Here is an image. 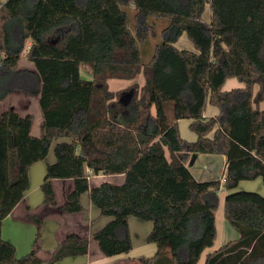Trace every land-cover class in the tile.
I'll list each match as a JSON object with an SVG mask.
<instances>
[{"label": "trees", "instance_id": "16d2710c", "mask_svg": "<svg viewBox=\"0 0 264 264\" xmlns=\"http://www.w3.org/2000/svg\"><path fill=\"white\" fill-rule=\"evenodd\" d=\"M207 4L210 22L203 20ZM157 18L166 24L146 64L142 47L157 35ZM183 34L196 51L175 45ZM29 39L27 57L37 74L19 70ZM82 62L93 64L91 80L82 78ZM142 71V87L109 89V78L134 79ZM229 77L245 88L223 90ZM14 89L40 93L44 121L41 136H34L32 114L12 107L0 112V264L45 262L38 218L30 217L36 238L21 257L1 231L25 195L30 167L45 159L57 136L71 142L58 143L57 162L47 165L45 202L57 203L53 178L75 181L62 207L68 212L83 210L81 195L89 191L101 213L114 217L94 234L106 256L133 247L131 215L154 224L147 240L159 252L148 264H197L213 246L220 181L196 180L185 164L190 152L226 154L228 189L242 180L264 181V0H0V99ZM94 101L106 114L96 126L89 120ZM208 103L220 109L218 116H203ZM181 118L193 119L196 141L181 136ZM86 166L94 174L123 173L125 180L91 188ZM225 218L240 238L209 253L205 264H264V196L229 193ZM88 248V238L71 235L46 261L56 264Z\"/></svg>", "mask_w": 264, "mask_h": 264}, {"label": "crops", "instance_id": "0c3cea01", "mask_svg": "<svg viewBox=\"0 0 264 264\" xmlns=\"http://www.w3.org/2000/svg\"><path fill=\"white\" fill-rule=\"evenodd\" d=\"M203 20L211 21L212 11L211 5L207 6ZM208 11L206 19L204 18ZM209 19V20H208ZM184 35V34H183ZM182 35V36H183ZM186 35V34H185ZM179 38V40L182 38ZM179 40L175 43H179ZM155 42V40H153ZM32 44L29 39L26 42L25 50L19 60V70H27L30 73H38L35 63L28 59L27 52ZM179 47L180 49L195 50L193 48ZM143 46V45H142ZM182 46V45H181ZM151 42L142 47L143 62L149 63L154 53V47L151 48ZM151 48V49H150ZM80 73L83 79L91 80L93 78V64L90 62H82L80 64ZM146 82V75L142 71L134 79L109 78L108 86L113 92L127 90L133 85L142 87ZM246 84L237 77H229L224 83L223 90L229 91L235 88H245ZM30 87V86H28ZM259 90V85L254 88V96ZM6 103L3 107V104ZM93 111L90 114V124L97 125L106 117L101 108L94 101L92 102ZM14 108L21 116L32 114L34 119L31 126V134L41 136L42 122L44 121V113L40 105V93H31L21 89H14L6 97L0 99V108ZM260 109H264V100L260 101ZM1 112V111H0ZM155 112V108L153 109ZM169 116L174 120L172 108L170 107ZM220 114V109L208 103L203 112L206 119L216 117ZM193 119L181 118L177 121L181 136L187 141L194 142L198 139L197 133L191 130L190 125ZM216 129V128H215ZM215 129L209 133L212 138ZM68 141L71 138L57 136L53 139L49 152L45 159L35 162L29 169V186L25 191L23 199L14 207L12 212L3 220L2 237L11 242L16 249V255L21 257L34 246L37 233L35 221L30 217H36L41 221V240L42 250L40 255L45 259L42 264H50L46 260L49 253L52 252L58 244L68 239L71 235L78 238H88L89 248L85 255L66 256L60 259L56 264H148L159 252V245L156 242H148L147 237L153 229L152 221L141 220L138 217L129 216L128 223L131 233L133 247L131 250L113 256H106L102 253L98 241L94 238V234L102 229L107 223L114 219L111 215H103L101 210L92 202L89 191L82 193L81 204L83 210L79 212H68L62 207L66 204L69 195L75 188L73 178H53L52 184L56 195V204L45 202V194L42 184L45 181L47 165L57 162L55 148L58 143ZM79 151V148H78ZM179 156L182 153H178ZM167 156L170 157L169 152ZM185 164L199 181L218 180L220 181L219 205L215 211L217 234L213 246L207 247L199 262L209 253L219 249L222 245L229 241L240 238V233L225 218V198L234 191H253L264 196V181L262 178L252 180H242L234 189H228L225 185L228 174V157L224 153H188L185 157ZM89 186L91 188L99 186L103 182H111L122 184L125 180V174H94L87 166L85 168ZM150 264V263H149Z\"/></svg>", "mask_w": 264, "mask_h": 264}, {"label": "rangeland", "instance_id": "374dc122", "mask_svg": "<svg viewBox=\"0 0 264 264\" xmlns=\"http://www.w3.org/2000/svg\"><path fill=\"white\" fill-rule=\"evenodd\" d=\"M207 6L209 7V4H207ZM207 6H206V9H205V11H204V13H203V16H204V14H205V12H206V10H208V8H207ZM132 9H130L129 10V12H130V16H129V24H130V27L132 28V31H134L135 32V28H136V21L135 20H133V14H134V8L133 7H131ZM207 15H208V11H207V13H206V15H205V19H206V17H207ZM151 20V19H150ZM209 20V19H208ZM164 21V22H163ZM151 22H154V21H152L151 20ZM164 24H166V21L165 20H159L158 21V18H157V27H158V29H157V35L155 36V37H150V42H151V48H155V46L157 45V43H159L160 41H161V39H162V35H161V30H162V28H163V25ZM153 40H155V42H153ZM149 42V43H150ZM148 43V44H149ZM147 44V45H148ZM185 44H188L186 47H191V48H193L194 47V44H193V42L184 34L183 36H182V38L179 40V43L177 44V46L179 45V47H184V45ZM182 45V46H181ZM146 46V45H145ZM150 48V49H151ZM128 90V89H127ZM1 104H3V107L5 106V104L6 103H1ZM3 107H1L0 108V111H4L5 109H7L8 107H6V108H3ZM167 153H168V150L166 151ZM258 178H262V177H258ZM254 180V179H253ZM200 264H205V257L202 259V261L200 262Z\"/></svg>", "mask_w": 264, "mask_h": 264}]
</instances>
